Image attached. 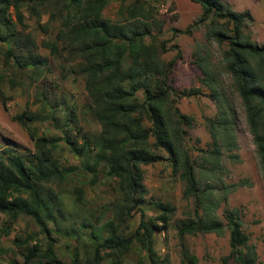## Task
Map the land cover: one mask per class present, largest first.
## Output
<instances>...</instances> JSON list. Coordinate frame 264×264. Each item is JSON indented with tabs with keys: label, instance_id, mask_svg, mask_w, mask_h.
<instances>
[{
	"label": "trees",
	"instance_id": "trees-1",
	"mask_svg": "<svg viewBox=\"0 0 264 264\" xmlns=\"http://www.w3.org/2000/svg\"><path fill=\"white\" fill-rule=\"evenodd\" d=\"M117 1L122 17L112 21L103 15L109 0H0V44L4 45L0 68L1 107L6 108L7 100L1 89L5 69L22 71L46 65L45 58L31 51V37L22 33L19 37L17 27L25 25L21 11L25 6L31 15L38 18L46 13L47 22L57 24L55 37L69 48L71 72L82 77L88 109L100 126L97 133L80 132L79 142L66 132L63 136L69 149L81 158L80 172L84 173L88 185L95 183L98 168L103 166L105 175L114 179L117 194L111 203L110 217L98 228L82 222L81 226L90 228L93 252L83 259L75 253L71 264H127L125 258L136 244L141 250H137L133 264H162L163 260L158 261L154 255L152 234L166 228L174 208L167 202L144 201L141 168L160 161L168 164L170 175L177 176L183 184V197L191 198L193 203L191 217L179 220L176 226L183 263L196 264V257L182 241L184 235H220L227 230L229 250L221 258V264L230 260L236 264H256V253L241 228L238 210L224 207L223 223L215 215L210 191L199 189L187 143V128L193 118L177 107V99L196 94L197 90L176 89L169 81L173 65L181 58L179 48L170 39L158 40L151 32L157 8L148 0ZM189 1L201 7L197 22L205 27V37L219 46L220 60L243 107L264 177V44L253 41L244 29L245 22L250 20L247 10L234 11L222 0ZM38 27L46 30L45 24ZM171 32L172 36L189 34L190 25L183 30L171 28ZM17 39L26 45V53L16 54L10 46ZM170 50L174 55L163 59L161 55ZM194 62L203 74L200 80L209 89L208 96L216 105L215 116L204 118L211 138L207 154L216 156L218 127L222 134L230 133L226 121L228 108L220 97L214 74L201 57H195ZM13 119L21 126H28L42 118L21 111ZM28 135L34 140V153L18 152L10 146L0 149V214L12 221L19 216L31 219L43 238L40 242L31 235L14 236L13 240L23 247L22 259L7 264H62L56 257L52 236L57 225L53 210L59 213L62 203L45 197L40 184L61 183L75 167L63 166L54 158L56 136L37 135L33 130ZM71 193L80 202L82 186L73 184ZM144 203L151 204L158 212L153 217L155 221L143 218ZM132 210L140 211L139 224L125 235V218L131 216ZM103 230L107 231L105 236L100 234ZM8 234L9 227L0 226V235ZM33 239V244L25 245ZM99 249H107L103 254L107 259Z\"/></svg>",
	"mask_w": 264,
	"mask_h": 264
},
{
	"label": "rangeland",
	"instance_id": "rangeland-1",
	"mask_svg": "<svg viewBox=\"0 0 264 264\" xmlns=\"http://www.w3.org/2000/svg\"><path fill=\"white\" fill-rule=\"evenodd\" d=\"M148 1L157 8L151 32L156 34L158 40L170 39V43H175L181 52V58L172 67L170 84L176 89L197 90L196 94L177 99V107L193 118L192 125L187 128V143L199 189L210 191L209 198L214 202L215 215L223 223L224 207L238 210L241 228L248 237V243L255 250L256 264H264V177L246 125L243 107L220 60L219 46L205 37V27L197 22L201 12L199 4L189 0ZM222 1L234 11L249 12L250 20L245 22L244 29L253 41L264 44V0ZM118 8L117 0H109L103 9V15L112 21L120 20L122 16ZM21 11L25 25L17 27L19 37L21 33L31 37V51L45 58L46 65L38 68L27 67L22 71L15 68L5 69L6 78L1 89L7 100L5 109L0 105V149L10 146L18 152L34 153L35 143L28 135L29 130L37 135L42 133L57 137L54 158L63 166H74V172L61 183L43 182L40 186L45 197L58 199L62 203L59 213L53 210L57 222L56 229L52 231L55 240L53 247L62 264H71L75 253L79 259H83L93 252L94 242L88 233L90 228L81 226L82 222L89 223L91 228H98L110 217L111 203L116 200L117 194L114 179L105 175L103 166L98 168L95 183L88 185L83 177L84 173L80 172L81 158L63 140L66 132L79 142L80 132L97 133L100 126L88 109L89 99L82 77L71 72L72 57L69 48L55 37L57 24L47 22L46 13L37 18L25 6L21 7ZM44 24L46 30H40L38 26ZM188 25L189 34L177 33L172 36L171 28L183 30ZM10 46L16 54L26 53V45L18 39ZM3 47L0 44V68ZM173 55L174 51L170 50L161 57L169 59ZM195 57H201L205 66L214 74L220 97L228 108L226 121L230 133L222 134L218 127L219 147L216 156L207 154L211 147V138L204 121L206 117L215 116L216 105L208 96L209 89L200 80L203 74L194 62ZM21 111L31 112L42 119L28 126H21L13 119V115ZM69 118H72L71 122L68 121ZM141 168L145 186L144 201L167 202L174 208L166 228L152 234L154 255L158 261L163 260L162 264H185L181 260L176 226L179 220L191 217L192 199L183 197V184L177 176L170 175L165 161L142 165ZM73 184L83 188L80 202H76L71 193ZM141 208L144 219L155 221L153 217L158 212L151 204L144 203ZM130 214L129 218H125V235L133 231L140 220L139 210H132ZM2 225L9 227V234L0 235V264H7L11 260L21 261L23 247L13 240L14 236L24 238L31 235L40 242L43 238L38 233L37 225L25 216H19L12 221L0 214V226ZM100 234L105 236L107 231L103 230ZM182 241L187 251L196 257V264H221V258L229 250L227 230L220 235H184ZM33 242L34 239L25 245L29 246ZM139 247V244L131 247L130 254L125 258L127 264H133L137 250H141ZM99 250L102 255L107 252V249ZM227 264L236 263L230 260Z\"/></svg>",
	"mask_w": 264,
	"mask_h": 264
}]
</instances>
